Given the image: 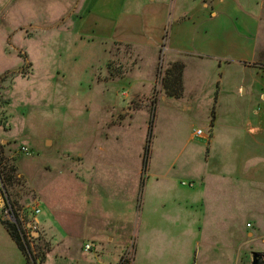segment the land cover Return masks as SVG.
<instances>
[{
  "label": "rangeland",
  "instance_id": "374dc122",
  "mask_svg": "<svg viewBox=\"0 0 264 264\" xmlns=\"http://www.w3.org/2000/svg\"><path fill=\"white\" fill-rule=\"evenodd\" d=\"M26 2L33 7L40 1ZM18 7L12 0L9 9L0 10V77L6 73L0 78V264H26L1 224L11 222L7 214L20 221L29 264H192L207 238L201 235L196 245L198 217L194 235L180 237L174 222L152 209L157 199L170 196L176 203L184 198L180 204L190 210L188 195L201 188L190 176L207 156L210 167L222 174L227 173L222 166L244 162L264 170V133L256 140L246 126L264 118V102L249 92L233 99L228 85L214 90L208 68L203 79L188 78L196 83L200 77L197 88L180 98L166 97L167 71L181 62L167 63L163 46L155 52L97 37L90 43L53 37V12ZM254 66L264 72L263 65ZM197 129L207 137L213 130L209 143L192 136ZM11 166L9 184L3 173ZM231 174L225 179L236 182L238 174ZM258 175L241 180V206L246 207L241 214L232 211L240 199L218 202L224 217L233 218L226 224L210 219L223 233L217 235L219 247L230 245L233 222V230L264 231V176ZM83 196L98 201L83 205ZM30 223L33 234L26 228ZM86 244L90 252L84 251ZM260 249L264 245L252 240L228 252L227 264L250 263Z\"/></svg>",
  "mask_w": 264,
  "mask_h": 264
},
{
  "label": "crops",
  "instance_id": "0c3cea01",
  "mask_svg": "<svg viewBox=\"0 0 264 264\" xmlns=\"http://www.w3.org/2000/svg\"><path fill=\"white\" fill-rule=\"evenodd\" d=\"M11 1L0 0V10L9 9ZM38 1H40L39 4L31 7L26 0H17L18 10L23 12L40 11L44 14L53 12V15L49 14V20L53 22V37L63 36L72 41L71 37L74 36L86 43H90L93 37H97L104 43L135 44L147 49L152 48L151 50H156L155 52L159 51L160 46H163L162 51L167 63L176 59L183 66L182 96L191 88L199 86L198 82L201 81L199 78L202 76L203 79L204 70L208 68L210 70L209 86L215 87L214 90L222 91L228 85L232 91L233 99L244 97L249 92L252 97L257 96L255 98L258 99V102H264V72L254 66L256 64L264 66V0ZM46 3L48 6L45 8L44 4ZM55 51L58 52L57 49ZM195 67H198L200 71L191 72ZM190 75L200 77L196 83H189ZM218 97H221V94H217ZM253 122L248 121L246 126L247 130L251 131L253 137L256 138L257 134L264 133V118ZM210 131V137L202 136L200 139L209 143L213 136V130L210 129ZM208 158L207 156L203 160L205 165L198 168L199 171L192 173L193 176H190V182L200 185L202 188H193L188 195L192 201L190 210L186 209V205L180 204L184 198L179 201L175 199L176 203L171 200L170 196H165L166 199L162 200L157 199L155 208L152 210H160L165 222L173 221V225H176V230H174L176 234L181 235L180 237H184L187 232L190 234L188 236L194 235H191L192 226L198 217L197 234H200V240H196V245L198 247L201 245L199 243L201 235L207 238L202 252H198L192 264H227L228 252L236 251L238 247L242 249L243 246L257 239L264 245L262 239L264 231L261 230L255 235L254 232L247 230L242 232L243 229H235L234 225L235 230H233V222L229 230L230 245L219 247L217 235L223 233L216 232L217 230L210 219L223 220V224H226L225 221L233 219L231 215L224 217L223 209L217 206L218 202L220 205H224L226 201L229 203L234 199L241 200L242 191L240 189L244 184L241 180L245 179L244 177L249 179L253 176L256 179L260 178L258 174L261 173L264 176V170L258 163L255 164L256 166L247 168L246 163L248 162H244V164L222 166V169L227 167V173L222 174L219 172L221 168L210 167ZM233 172L238 174L235 180L241 183L232 180L233 177L225 179L226 175ZM85 184L86 180H83L82 188ZM119 184L122 186L123 182ZM190 187L192 188V186ZM225 193L228 194L226 199L224 198L227 196ZM82 201L83 205L84 203L89 205L97 203L98 199L95 196L84 199L83 196ZM242 202L241 200L240 206L235 209L237 211L232 210V207L227 210H232L233 214H241L243 210H246L245 204L241 206ZM249 211L247 204V213ZM53 214L55 215V210H53ZM203 215L205 216L204 222L200 220ZM179 221L184 222L185 225L178 226ZM92 235L95 236L97 233L92 232ZM244 235L247 239H242ZM94 236L92 239L95 241ZM112 241L113 237H110L107 242ZM257 252L261 253L264 258V249ZM120 264H125V262L122 261ZM247 264L250 263L247 262Z\"/></svg>",
  "mask_w": 264,
  "mask_h": 264
},
{
  "label": "trees",
  "instance_id": "16d2710c",
  "mask_svg": "<svg viewBox=\"0 0 264 264\" xmlns=\"http://www.w3.org/2000/svg\"><path fill=\"white\" fill-rule=\"evenodd\" d=\"M182 69H183L182 64L176 63V64L172 65L171 70L167 71V77L165 79L167 83L164 87L166 97H172V98H180L181 97V95H182V79H181ZM2 76L5 77L6 73ZM0 80H2V79H0ZM11 172H13L12 166L10 167L9 170H7L3 173L5 181H7V183H9V184H11V181H10ZM14 217H15L14 222L1 221V224L4 226L9 237L13 240V242L16 244L17 248L20 250V252L24 256L26 264H29V261H28L27 256H26L27 251L25 249L24 241H23L25 237L23 236V231L20 227V221L17 220L16 215Z\"/></svg>",
  "mask_w": 264,
  "mask_h": 264
},
{
  "label": "built area",
  "instance_id": "2783aa9c",
  "mask_svg": "<svg viewBox=\"0 0 264 264\" xmlns=\"http://www.w3.org/2000/svg\"><path fill=\"white\" fill-rule=\"evenodd\" d=\"M193 135H194L195 137H198V138H202V136H204V135H203V132H202L201 130H199V129H197V130L193 133ZM20 150H21V152H23L24 154H28V149H26L25 147H21ZM182 184L185 185V183H182ZM189 186H192V184L190 183ZM3 197H4V185H3V183H2V181H1V179H0V204L3 203ZM33 212H34L36 215H38V213H39V209H34ZM7 217H8V218L10 217V221H11V222H14V221H15V217H14V216H11L10 214H7ZM25 224H26V223H25ZM34 225H35L34 223H30V224H27V225H26L27 230L29 229L30 232H31V234H33L34 231H35V226H34ZM24 230H25V226H24ZM33 238H34V237H33ZM90 250H92V246L86 244V245L84 246V251H85V252H89Z\"/></svg>",
  "mask_w": 264,
  "mask_h": 264
},
{
  "label": "water",
  "instance_id": "95a60500",
  "mask_svg": "<svg viewBox=\"0 0 264 264\" xmlns=\"http://www.w3.org/2000/svg\"><path fill=\"white\" fill-rule=\"evenodd\" d=\"M250 264H264V258L261 253L253 252L251 255Z\"/></svg>",
  "mask_w": 264,
  "mask_h": 264
}]
</instances>
